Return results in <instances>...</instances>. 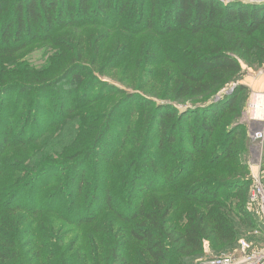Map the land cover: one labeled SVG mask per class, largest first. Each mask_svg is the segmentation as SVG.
I'll list each match as a JSON object with an SVG mask.
<instances>
[{
    "label": "trees",
    "instance_id": "16d2710c",
    "mask_svg": "<svg viewBox=\"0 0 264 264\" xmlns=\"http://www.w3.org/2000/svg\"><path fill=\"white\" fill-rule=\"evenodd\" d=\"M37 46L42 67L19 63ZM263 64L264 2L0 0V101L15 107L0 104V264L231 251L254 227L238 82ZM69 124L67 145L34 152Z\"/></svg>",
    "mask_w": 264,
    "mask_h": 264
},
{
    "label": "rangeland",
    "instance_id": "374dc122",
    "mask_svg": "<svg viewBox=\"0 0 264 264\" xmlns=\"http://www.w3.org/2000/svg\"><path fill=\"white\" fill-rule=\"evenodd\" d=\"M224 1V0H221ZM234 2L242 3V4H260L264 2V0H238ZM51 54V53H50ZM50 54H47L46 49L43 46H37L33 48V50L29 53H27L24 58L21 60L23 65L27 64L30 67L34 68H40L43 66L44 63H46L48 58L50 57ZM52 54L55 53V49L52 50ZM15 65L17 63H14ZM262 69H264V64L259 67L254 68H248L245 65H242V73H241V79L238 83L245 87L246 89L241 93L240 95V113L238 120L236 121L238 124V131L237 136H239L242 139V144L240 148V160L246 165L248 168V178H249V184L246 186L247 190V206L249 214L251 215V219L254 222V227L251 230H247L243 232V236L238 240L237 244L231 251H225L222 253H216L213 252L209 247L208 243H205V247L203 250V255L198 257L192 262H189L187 264H201L213 257L221 256V255H229L232 254L236 249L239 247V243L243 241L249 246V253L256 255L259 257V260L257 264H264V219L261 217L257 205L255 203H252L250 201V194L252 193L253 189L256 186H262L264 187V141H256L252 139L251 133L259 128L258 123H254L250 120V116L248 114V107L252 100L253 95L258 93H264V74H262ZM108 76H104L103 78L107 80L112 85L118 86L116 82L111 81V78H108ZM99 88V85L95 87L97 90ZM233 87H226L223 90V93H230L232 91ZM67 90V88H66ZM14 97H3V99L0 101V104L8 105L11 103V110H14ZM49 100L45 98H41V101H39V114H45V116L49 119V106H48ZM190 107L189 105H186L180 109H185ZM34 108V107H32ZM10 112V111H8ZM3 111L0 114V119L2 118V121H6L7 118H4V116L8 113ZM9 115L12 118H15L17 116V113H14ZM26 115L24 114V117ZM22 121H24L23 118H21ZM31 121V117L29 119V122ZM25 122V121H24ZM26 127L23 126V132L26 134H32L30 131V125L26 123ZM73 124L66 125V127H62L60 130H57L53 132L45 142L41 144H37V146L34 147L35 153H40L43 155H47L50 153L55 152L57 149L65 146L68 144L69 141L74 139V131H73ZM19 131H22L19 130ZM30 131V132H29ZM8 176H2L0 177V200L2 199V196L4 195L3 188L6 187L5 184L7 183ZM142 188L141 186L138 187ZM48 219H53L52 216H49ZM60 223V222H57ZM68 238H74L77 239V234L72 233L71 235H68ZM79 239V237H78Z\"/></svg>",
    "mask_w": 264,
    "mask_h": 264
},
{
    "label": "built area",
    "instance_id": "2783aa9c",
    "mask_svg": "<svg viewBox=\"0 0 264 264\" xmlns=\"http://www.w3.org/2000/svg\"><path fill=\"white\" fill-rule=\"evenodd\" d=\"M223 2L229 3L234 1L224 0ZM262 74H264V69H262ZM248 114L252 122L259 124V128L251 133L252 139L264 141V93L253 95L248 107ZM250 201L257 205L258 211L264 219V187L256 186L250 194ZM258 260L259 257L250 254L249 246L241 241L238 249L232 254L213 257L201 264H257Z\"/></svg>",
    "mask_w": 264,
    "mask_h": 264
}]
</instances>
